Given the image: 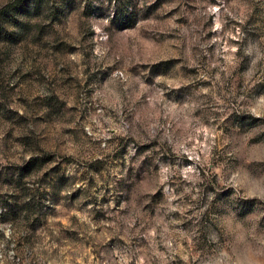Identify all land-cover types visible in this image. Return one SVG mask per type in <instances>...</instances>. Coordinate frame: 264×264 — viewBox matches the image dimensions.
Instances as JSON below:
<instances>
[{
    "label": "rangeland",
    "instance_id": "374dc122",
    "mask_svg": "<svg viewBox=\"0 0 264 264\" xmlns=\"http://www.w3.org/2000/svg\"><path fill=\"white\" fill-rule=\"evenodd\" d=\"M0 264H264V0H0Z\"/></svg>",
    "mask_w": 264,
    "mask_h": 264
}]
</instances>
